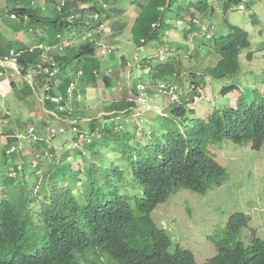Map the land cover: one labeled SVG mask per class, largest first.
I'll return each instance as SVG.
<instances>
[{"label": "trees", "instance_id": "trees-1", "mask_svg": "<svg viewBox=\"0 0 264 264\" xmlns=\"http://www.w3.org/2000/svg\"><path fill=\"white\" fill-rule=\"evenodd\" d=\"M32 1L40 0H24L21 5L18 0H10L12 7H0V55L7 57L14 52L23 78H28L32 71L45 63L44 68L50 70L49 74L41 70L35 80L42 82V87L46 86L42 90L45 93L43 110L57 112L59 106L54 104L57 91L68 99L73 83L70 77L67 85L63 83V70L66 67L72 69L74 62L79 75L83 72V77L79 79H85L89 85L98 84L96 71L100 73L104 68L106 71L115 69L116 78L106 73L102 77L107 89L118 86L120 71L126 70L128 66L117 62H102L97 57L99 44L104 37L112 41L118 35H131L132 42L139 49L159 39L163 43L166 28L173 27L168 21L177 18L178 21L188 22L187 16L194 21L196 14L213 17L217 0H130L137 12L134 18L127 15L126 0H101L105 4L115 5L125 2L121 8L114 10L116 22L111 26L110 33L104 30L99 32L113 18L100 0H65L64 6L57 4L58 0H48L45 10L34 7ZM186 1H189L188 4ZM244 1L227 0L224 13L228 14L232 7H238ZM96 14L100 16L97 20L94 18ZM226 24L228 34L215 44V53L220 59L204 75L216 81L240 75L243 72L239 63L240 55L252 47L248 31L233 26L229 21ZM4 27L8 30L7 34L3 31ZM25 32H31L35 38H39L38 46L52 47L47 63L44 61L45 50L38 46L35 49L28 48L26 40L21 43L11 41L14 35ZM90 33H96L94 39L87 38ZM65 37L69 40L64 41ZM187 56L198 61L200 52L188 53ZM247 59L252 62L253 56L248 54ZM148 62L144 60L142 64L145 69L152 67V83L165 82L167 85L178 86L186 91V96L176 106H169L166 110L168 117L155 112L147 114L161 120L156 124L158 127L153 128V155L131 161L132 184L142 188V196L133 197L121 193L125 189L120 184L123 172L117 169L115 187L100 185L102 179L98 175L92 179V192L86 196L76 195L75 189L71 187L50 188L48 202L43 203L41 212L37 213L32 206L38 198L35 194L36 183L35 179H27V168L22 171V179L9 178L6 174V189L14 192L0 202V264H79V257L85 256L92 249L103 250L117 264H197L195 256L188 251L170 253L172 243L155 225L152 213L160 204L182 190L205 195L213 187H221L228 181L226 171L211 156L210 146L232 142L236 145L251 144L258 151L263 148L264 94L251 104L239 101L237 110L230 107L213 109L207 117H197L189 105L195 104L202 89L201 82L205 78L192 74V69H185L187 84L179 85L175 81L183 79V75L175 61L159 65H150ZM3 70L0 68V73ZM56 77H60L59 83ZM11 85L15 89V84ZM137 85L134 82L133 94L136 96L139 95ZM237 89L236 86L225 87L221 95L227 98ZM22 98L27 99V96ZM135 106L133 100L114 101L105 106L108 117L103 122L106 124L98 130L100 122L95 120L94 127L88 128L89 137L93 140L105 133L110 134L111 126H117L126 116L131 115ZM75 108L81 109L78 102ZM118 117H122V120H116ZM186 118H189L188 121ZM28 120L31 122V118ZM124 122L126 129L136 126L130 119ZM32 124L24 126L29 128ZM17 125L18 122L15 125L13 121L5 125L7 141L2 153L3 161L7 163L14 158V154H9V151L18 143ZM37 145L40 147L48 143L42 141ZM103 190L110 193L104 194ZM235 217L246 218L244 215ZM241 230L239 225L233 226L224 241L217 245L219 254L208 264H264V242L255 240L251 249L247 250L239 242Z\"/></svg>", "mask_w": 264, "mask_h": 264}, {"label": "rangeland", "instance_id": "rangeland-1", "mask_svg": "<svg viewBox=\"0 0 264 264\" xmlns=\"http://www.w3.org/2000/svg\"><path fill=\"white\" fill-rule=\"evenodd\" d=\"M225 1L217 0L214 3L216 13L213 17H209L208 14L202 16L204 24L214 26V34L212 33L214 40H208L197 27L192 35L187 34L186 37L180 31V27L177 31H172L171 36L169 38L166 37L163 43L159 39L154 43L148 44L143 50H138L133 45L131 36L129 35H118L112 41L104 37L106 41L103 44L113 48L114 52H118L117 57L116 55H112L109 60L106 59L107 62H115L114 64L117 62L120 64L117 58L132 60V66L127 65L128 68L126 70L120 71L117 87L107 89L104 86L103 77L98 84H92V86L88 85L85 79L81 81L75 62V65H72V69L64 68L63 83L67 85V82L71 78L76 86L73 97L79 96L78 91L80 86L83 88L82 101H78L83 110V119L79 118L80 116L77 119L79 130L87 133V125L90 119L100 118L98 121L101 122L103 119L101 117L105 113V106L114 101L133 98L131 94L133 80L144 79V81H147L149 79V75L143 72L145 68L141 61L144 59L154 60L157 64L162 63V61L172 62L174 60L183 75V79L176 80L175 83L183 86H186L188 77L185 69H192V74L196 73L198 75L204 74L208 66H215V62L218 60L212 49L216 39L227 35L229 30L226 24L227 20L233 26L245 29L250 33L252 47L243 54L242 59L239 61L243 67V72L233 79L224 81H216L212 78L209 81L205 77V81L201 82L203 90L201 97L204 100L200 103V106L199 104L195 106L189 105V108L194 110L195 107L197 117L203 118L207 117L213 109H225L228 99L220 94L225 87L233 85H237L240 90L232 94L231 98H236L239 95L237 99L239 101L244 96L242 104H251L258 101V95L263 94L264 88V1L257 0L258 2H255L252 6L249 5V2L246 3V11H240L238 7L234 6L230 9L228 16L225 15L223 10ZM188 2L186 1V4ZM4 4L0 0V7L4 8ZM12 5V2L6 4L9 8ZM113 5L114 3L110 4V11L112 17L115 18ZM136 13L134 8L128 7V16L134 18ZM255 16L257 18H254ZM252 19L253 22L256 20L258 23L260 20V24L254 25ZM115 22L107 23L105 31L109 32L110 27ZM168 24H170L169 21ZM3 31L6 34L8 33L6 27H4ZM183 31H188V27L184 26ZM11 39V41L16 43L26 40L25 44L30 49L37 47L40 43L39 38H35L31 32L14 35ZM180 44L186 48L188 47L189 52L199 49L205 55L199 58L198 61L188 58L189 52L186 53L185 50L179 51L175 47ZM8 46L11 47L10 45ZM210 49V54L207 55ZM248 53H252V62H249L246 57ZM47 56L48 51L46 50L44 53L45 61L47 60ZM135 58L140 60L139 64L135 63ZM146 70H149V68ZM113 71L114 73L111 78H116L114 77L116 75L115 69ZM16 77L11 80H17L16 83L18 85L15 83V89L8 82V79H0V114L3 115L10 112L11 120L13 122L18 120V129H21L23 132L28 131V128L24 124L33 123L31 126L34 125L36 135L40 137H45L49 134V131H51L49 126L52 124L62 127L66 126L67 128L64 135H60L51 143L49 142L50 146L54 148L53 152L40 146L42 150L44 149L42 151L44 155L41 156L40 160L48 156V164L52 165V167L48 168L46 166L39 174L40 176L44 174L43 177L47 178V182H38L36 184L43 190L40 191V196L38 195V199L32 205L34 211L40 213L42 204L48 201L47 197L51 194V191L49 188H45L46 185H51L57 189L71 187L75 189L76 195L82 194L86 196L93 188L94 183L92 179L98 175L102 179L100 185L106 187L109 184L115 187V172L117 169L123 172L120 184L125 189L121 193L133 197L142 196V188L134 187L132 184L133 164L131 161L142 156L151 157L153 155L151 150L153 148V128L158 127L156 124L161 119L145 115L146 112L138 108L139 111H132V114L126 116L117 126L112 125L110 134L105 133L99 139L94 138L92 144H89V138L88 140H81L76 133L70 130V127L66 123L60 120L54 121L53 117L43 110L42 103L37 100L42 96V90L46 87L41 86L42 82L35 80L36 90H34L30 80L23 78L21 75ZM55 80L59 83L60 77H56ZM182 92L186 94L185 90H182ZM23 93L28 95L27 99L22 98ZM152 97L156 99L160 98L155 93L152 94ZM156 104L161 105L160 110L163 112L171 105L167 100H159ZM232 105L235 106L236 101H233ZM30 118L31 122L28 120ZM128 119L133 124H136V126L133 128L129 126L130 129H126L124 121ZM186 119L188 121L189 118ZM122 124L124 127H122ZM75 144L79 146L76 147ZM23 145V158L26 160H24L25 162L17 161L16 164L21 165L24 163L28 168L31 161L38 160V153L32 151L31 146L34 145L33 148L36 147L34 143H30V140L25 141ZM2 148L3 143L1 139L0 158ZM209 150L215 162L223 167L229 175L228 181L222 188H213L206 196L182 190L177 196L172 197L170 201L160 205L152 214L155 224L169 235L173 243L171 253L175 254L177 248L191 251L194 253L198 264H206L218 254L217 247L214 244L224 234L229 219L236 213L246 214L253 222L250 228L244 230L242 234V241L247 247H250L252 244L253 238L250 231L252 227L257 231V236L264 240V146L258 151L254 150L251 144L236 145L232 142H224L223 144L210 146ZM60 157H62L63 161L56 165L58 161H55V159H59ZM14 166L13 160L8 163L0 162V202L7 198L10 193L14 192L6 189L5 180L7 172L11 171L8 168H14ZM3 169L8 170L2 171ZM20 176H22V173ZM29 176L30 180L36 178V175L31 174V172H29ZM79 186L81 187L79 188ZM102 192L104 194L110 193L108 190H103ZM40 234L45 235L44 232H40ZM27 253L30 252L27 251ZM94 253L96 251L87 253V257L81 260V264H108L107 256L103 255V258ZM110 263L115 264L113 261Z\"/></svg>", "mask_w": 264, "mask_h": 264}, {"label": "clouds", "instance_id": "clouds-1", "mask_svg": "<svg viewBox=\"0 0 264 264\" xmlns=\"http://www.w3.org/2000/svg\"><path fill=\"white\" fill-rule=\"evenodd\" d=\"M2 1L5 3L4 4V8H7L8 6H6V4H8L10 0H2ZM23 1L24 0H18V4L21 5L23 3ZM262 1H264V0H262ZM125 2L128 4L127 7L134 8L133 6H131L130 0H126ZM125 2H122L121 1L118 5H115L114 4L113 5L114 10L116 8H121ZM226 2H227V0L224 2V6H225V3ZM248 2H249V5L252 6V5L255 4V2H258V1L257 0H245L244 3H242V4H240L238 6L239 10L240 11H246L247 8H246V5L245 4L248 3ZM56 3L57 4H60L62 6L66 5V1L65 0H58V1H56ZM101 4L105 8V10H107L109 13H111V11H110V9H111L110 4L111 3L105 4L103 1H101ZM32 5L34 7H40V8H42V9L45 10L48 7V0L32 1ZM83 9H85V7ZM59 10L61 11V9H59ZM223 10H224V8H223ZM225 15L228 16V14H225ZM99 17H100L99 14H96L94 16V18L96 20L99 19ZM12 18L13 19H16L15 16H12ZM186 18H187L188 22L178 21L177 18H175V20H173V19L171 20V22H170L169 25H172L173 27L169 28V26H168L166 28V30H165L166 32H165V35H164V38H163V42L165 41L166 37L169 38L171 36V32L172 31H177V29H180V27H181V30L180 31L184 34L185 37L187 36V34L192 35L195 32L196 27H197V28H199L201 30L202 34L205 35L208 40H211V39L214 40V37H213L214 30H215L214 26H211L209 24H204L202 22V16L200 14H196V19L194 21H191V19H190L189 16H187ZM254 18H257V16H255ZM112 19L113 20H111L110 22L116 20V17L115 18H112ZM121 19L122 18H120V20ZM227 21H229V20H227ZM190 22H192V24H190ZM252 23L254 25H257L258 21L254 20V22H253V19H252ZM258 24H260V20H259V23ZM184 26H187L188 27V31H183V27ZM235 27H237V26H235ZM105 28H106V26L103 27L99 32H101L102 30L105 31ZM105 32L106 33H110L111 32V27H110V31L109 32L108 31H105ZM228 32H229V30H228ZM95 35H96V33H93V34L90 33L87 36V38L94 39L95 38ZM122 35H125V34H122ZM129 36H131V35H129ZM59 38H61V37H59ZM131 39H132V36H131ZM68 40H69V38L65 37V40L64 41H68ZM217 40L218 39L215 40L214 47H213L212 51L217 56V60L219 61L220 57L215 53V44H216V41ZM104 41H106V40L103 38V42ZM103 42H101L99 44V49H98L97 54H96L97 57L102 62H107L106 59L109 60L112 57V55H116V57H117L118 56V52L117 51L114 52V49L113 48H111V47H109L107 45H104ZM133 45H135V44L133 43ZM38 47H40V49H42V50H45V51L47 50L48 51V55L50 54V51L52 50V47L51 46L40 45ZM171 47H172V45H171ZM171 47H170V49H171ZM175 47H177V50H181L182 48H185V51L189 50L188 47L186 48L182 44L177 45ZM136 48L138 50H143L144 49V48L139 49L138 47H136ZM177 50H174V51H177ZM169 51H168V54H169ZM174 51H172V52H174ZM196 51H199L200 52V58L205 55L203 53V51H200L199 49L198 50H194V51L189 52V53H194ZM210 51H211V49L207 52V55L210 54ZM247 51H249V50H247ZM247 51H243L241 53L240 59H242L243 54L245 52H247ZM116 52H117V54H116ZM248 54H251V56H252V53H248ZM47 59H48V56H47ZM117 60L119 61L120 64H125V65H128V66H132L133 65L132 62H131L132 60L129 59L130 60L129 61L127 58H117ZM144 60H142L141 63L144 62ZM148 61H149L148 63L150 65H159L160 64V63L159 64L155 63L154 60H148ZM218 61L215 62L216 63L215 66L217 65ZM45 62L47 63V60ZM169 62H171V61H169ZM172 62L174 63V60H172ZM107 63H110V62H107ZM135 63L139 64L140 63V60L138 58H135ZM162 63H167V62H163L162 61ZM44 64L45 63L40 64L34 71H32L30 73L29 77L26 78V79H28V80L31 81L32 86L34 87V90H36V87H35L36 86L35 77H38L37 76L38 73L41 70L44 71L46 74H49V72H50V70L44 68ZM215 66H212V65L211 66H208L207 69H206V71H205V73L204 74H198V76L204 77V75L208 73V70L211 69V68H214ZM0 68L2 70L3 69L5 70V71L3 70L0 73V79H3V80L4 79L5 80L8 79V82L10 84H12V83L15 84L17 80L14 79L15 82L14 81H11V80H12V78H15L16 76L20 75V71L18 69V60H17L14 52H12L7 57H3V56L0 55ZM148 68H149V70H146ZM146 69L143 70V72L145 74L149 75V79H147V81H144V79L138 80V79L135 78L136 80L135 81L133 80V82H132V89H131V94L133 95V98H131V99H125V100H133L136 103V106H135L134 110L139 111L138 108H141V109H143L144 112H146L145 115H147L149 112H155L156 114L161 115L163 117H168L169 116L168 111H164V112L161 111L160 110L161 109V105L160 104H156V102L159 101V100H167L171 105L176 106V104H179L183 99H185L186 94H184L182 92V89L180 87H178V86L167 85L165 82L152 83L151 82V79H152L153 73H154L153 70H152V67H147ZM105 71H106V68H104L103 72H100V73L98 71L95 72V75L99 78V81L102 78L103 73H106L107 76H110V77L114 73V71H112V70H107L106 72ZM54 73H57V72L55 71ZM194 74H196V73H194ZM81 77H83V72H81L80 75H79V78H81ZM207 79L210 81V77H208ZM99 81H98V83H99ZM134 82H135V84H136V82L138 84L137 85V92H138L139 95H137V96L133 94V89H134L133 88V84H134ZM16 84L18 85V83H16ZM90 86H92V85H90ZM233 86H236L238 89H237V91H235V92L231 93L229 96H227L228 104L225 106V109H227L228 107H230L233 110L238 109L239 108V101H240V103H242V100L245 98L244 96H242L239 101L237 100L238 97H239V95L236 98H231L232 97L231 96L232 94H234V93H236V92H238L240 90V88L237 85H233ZM233 86H231V87H233ZM75 87H76L75 86V83L73 82L71 84V86H70L69 98L68 99L64 95H61L57 91V96L54 99V104L59 106V111L52 112L51 110H49V112H46V113L50 114L53 117L52 119L54 121L60 120V121H62L64 123H66L70 127V130H72L73 133H76V135L79 136V138H81V140H85V139L88 140V138H89L88 143L89 144H92V141L93 140L91 139V137H89L88 132L87 133H83L82 131L79 130V127L77 126V124H78V121H77L78 117L80 116L79 118H82L83 119V115H82L83 110L82 109L75 108L74 106H75V103L76 102H78V101L81 102L82 101L81 95H82L83 88H82V86L79 87V91H78L79 96L75 98V97H73L74 90L76 89ZM87 91H88V89H87ZM202 92H203V90L201 89V92L199 94V97H197L196 100H195L194 106L197 105V104H199V106H200V103H202V101L204 100V98L201 97ZM153 93H155V95L158 96V97H160V98L159 99L153 98L152 97V94ZM263 94H264V88H263ZM263 94L258 95V96L261 98ZM22 95H23V97L24 96H27L28 97V95H26V94H22ZM39 98H40L39 101L42 103L43 100L45 99V93L43 91H42V96H40ZM233 101H236V105L235 106L232 105V102ZM80 102H78V103L80 104ZM194 110H195V107H194ZM209 114H210V112H209ZM107 117H108V113L105 112L103 114V116L101 117L103 119L101 120L100 124L97 125L98 130L99 129H103L104 124H106L103 121L104 120H107ZM121 118L122 117H118L116 120L120 121V120H122ZM99 119L100 118L90 119V122L87 125V129L89 127H92L93 128L94 127V124L93 123L95 122V120H99ZM10 121H12L11 120V114H10V112L4 113L3 115L0 114V140L2 139L3 148L5 147V142L7 141V137L5 135V125L9 124ZM84 121H86V120H84ZM17 122H18V120L14 122L15 125H16ZM49 128L51 130V131H49V134L47 136H45V137H40V136L36 135V128L34 127V125L31 126V127H29L27 132H23L22 130L18 129V127H17V136L16 137L18 139V143H17V146L14 147V149L12 151H9V154H14V158H12L11 160H13L14 163H15L14 168L10 172H7L9 178H19V179L21 178L22 179V176H20V174L22 173V175H23L24 173L22 171L24 170V168H27V167H26V165H24V163L21 164V165H17L16 162L17 161L25 162L24 160H26V159L23 158V152H24V145H23V143L25 141L30 140V143H34L35 144V147L36 148H33L34 145L31 146L32 148L31 147L30 148L32 149V151H36L38 153V155H37V159L38 160H34V161H31L30 162V166L27 168V179L30 180V176H29V173L28 172H31V174H35L36 175V178H33V179H35V183L36 184H38V182H40V183L47 182V178L46 177H43L44 174L42 176H40L39 174L46 168V166L48 168H51L52 165L48 164L49 163V160L47 159L48 156L47 157H44L43 160H40L41 159V156L44 155V152H42V151H44V149H48V150H50V151L53 152L54 148L50 146L49 142L51 143L53 140H56L60 135H64L66 133V130L65 129H67L66 126L65 127H62V126L56 125V124L50 125ZM99 138H101V137H98V139ZM33 139H34V141H33ZM42 141H46L48 143V145H42V147L44 148L43 150L41 149V147H39V145H37L38 142H42ZM75 146L78 147L79 145L78 144H75ZM3 158H4V154L2 153L1 154V158H0V162L7 163V162H4L3 161ZM27 159H28V156H27ZM56 160L58 161V163H56V165H58L59 163H61L63 161L62 157H60L59 159L56 158L55 161ZM35 161H37V163H35ZM43 161H44V163H42ZM7 170L8 169H3L2 171H7ZM34 171H36L37 173H35ZM222 186L221 187H213V188H222ZM80 187L81 186H79V188ZM45 188H49L50 189V188H52V186L51 185H46ZM62 188H65V187H62ZM42 190H41V187L40 186H37L36 185V187H35V194H37V195L40 196V193H41L40 191H42ZM74 192L76 193L75 190H74ZM91 192H92V190H91ZM207 194L201 195V196H206ZM39 196H37V197H39ZM82 196H84V195H82ZM37 199H35V200H37ZM170 199L168 201H170ZM46 202H48V201H46ZM165 203H163V204H165ZM160 205H162V204H160ZM236 215H244L246 218L245 219H237L235 217ZM252 223L253 222L251 221V218L249 216H247L246 214H244V213H236L233 216H231V218L229 219V221L227 223V226H226V229L224 231V234L221 235L220 238H219V241L218 242L216 241V244H214L217 247L218 254H219V250H218V246L217 245H219L220 243H222L224 241L226 234L232 230V228H233L234 225H239L241 227L242 230H241V233H240L239 242L242 243L247 250L251 249V247L253 246V243H254L255 240H260V241H263L264 242V240L260 239L257 236V231L253 227L250 229L251 235H252V238H253L252 239L251 246L250 247H247L245 245V243L242 241L243 231L246 230V229H249L250 228V225H252ZM161 231L164 232L169 237V235L164 230H161ZM169 239H170V237H169ZM170 241H171V239H170ZM171 243H172V241H171ZM172 245H173V243H172ZM172 245H171V248H172ZM171 248H170V253H171ZM178 250L188 251V250H183L181 248H177L176 253L178 252ZM92 251H96V253H94V254H98L99 256H102V257H103V255L104 256H107L108 257L107 258L108 259V264H112V263H110L111 261H113L115 264H117V262L109 254H107L103 250H101V249H92ZM92 251H89V252H92ZM89 252H87V253H89ZM188 252H190V253H192L194 255L193 252H191V251H188ZM86 254L83 257H79V264H81V260L83 258L87 257ZM216 256H214L213 258H215ZM213 258H211L210 260H212ZM195 259H196V257H195ZM196 262H197V259H196ZM208 262L206 264H208ZM197 264H198V262H197Z\"/></svg>", "mask_w": 264, "mask_h": 264}]
</instances>
